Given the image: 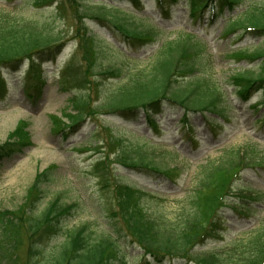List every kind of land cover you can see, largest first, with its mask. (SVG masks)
<instances>
[{
    "label": "rangeland",
    "instance_id": "rangeland-1",
    "mask_svg": "<svg viewBox=\"0 0 264 264\" xmlns=\"http://www.w3.org/2000/svg\"><path fill=\"white\" fill-rule=\"evenodd\" d=\"M62 2L64 9L60 14L56 12L58 0L42 7L34 6L32 0H0V7L19 15L55 19L54 25L57 31L63 32L66 41L62 53L53 62L43 66L47 80L40 96L32 97L29 90L24 89L26 78L23 71L20 74H6L7 94L6 97L0 96V144L9 139L19 122L25 121V131L32 138V146L26 148L23 154L15 155L0 165V219L5 210L14 212L26 205L29 189L37 173L51 166H55L54 181L47 187L44 186L45 197L33 214L41 215L46 206L56 199L63 205L75 204L71 214L62 221V229L58 234L51 233L37 238L40 254L33 263L28 252L30 235L27 231V215L15 213L20 218L15 226L5 225L0 220V264H49L64 248L72 230L86 225L88 231H92L96 237L114 222L118 223L117 238L128 257V263L142 264L138 258L142 249L138 243L133 242L121 220L118 203L120 187L115 186L113 177L118 183L133 184L150 193L143 200L147 208L166 209L172 216L178 212L179 207L189 203L187 199H191L193 190L206 173L203 165L208 164L209 169L210 162H224L226 168L228 163L237 159V150L240 148L256 157L259 161L257 163L264 164V129L257 122L264 108L260 111L253 110L254 103L263 98V90L253 89L252 98L247 101L239 94L240 86L237 84L240 81L233 79L236 73L246 70L257 74L261 59L251 61L245 55L231 56L234 50L253 53L264 49V36L240 37L243 29L228 34L226 32V28L230 26L229 21L243 18L250 5L264 6V0H241L234 11L225 8L214 22H210V14L207 13L203 21L196 23H193L190 16L191 0H182L174 6L172 17L168 20L160 17V9L155 0H142L143 11L135 15L156 24L161 31L157 43L143 47L130 44L118 31L91 16L82 17V10H78L80 2L91 8L105 4L109 10H117L112 9V5L131 15L129 11L135 9L133 4L120 0ZM82 21L97 36L99 60L102 64L115 65L124 72L152 64L158 49L166 41L179 39L186 30L199 32V36L207 41L201 39L204 45L202 72L220 90L221 100L226 108L225 118L206 112H190L196 136L192 143L183 134L181 116L184 110L180 106L172 107L163 116L153 115L158 120L159 132L149 126L144 114L137 119H127L105 112L100 106L105 91L124 83L127 73L120 76L121 79L101 74L91 75L83 86V81L80 80L86 75L87 63L76 44V30ZM25 67L23 64L22 70ZM77 93L89 95L91 105L86 112L89 116L84 125L68 137L69 131L67 134L60 129L69 122L66 113H70L71 98ZM54 114L58 117H53ZM205 118L218 125V134L210 135ZM120 138L132 147L148 145L155 161L164 168L178 169L177 174L172 179H166L162 174L125 167L112 153L121 145ZM100 144L103 146L101 154L104 158L95 148ZM109 152L110 155L107 156L106 153ZM257 166L241 171L234 185L236 188L243 187L260 193L258 199L263 200L257 203L255 209L247 210L239 216L230 210L226 212L227 230L223 240H212L199 245L198 250L218 249L233 238L248 239L258 233L264 224V166Z\"/></svg>",
    "mask_w": 264,
    "mask_h": 264
},
{
    "label": "trees",
    "instance_id": "trees-1",
    "mask_svg": "<svg viewBox=\"0 0 264 264\" xmlns=\"http://www.w3.org/2000/svg\"><path fill=\"white\" fill-rule=\"evenodd\" d=\"M55 1L32 0L36 7ZM62 1L58 0L56 7V12L60 14L64 9ZM137 1L132 0V2ZM158 1L163 2V9H166L164 15H167L166 4L176 3L178 0ZM225 1L233 5L239 0ZM201 3L202 0H192L193 12L201 8L199 7ZM205 3H202L203 6ZM78 10L80 12L82 10V17L91 16L103 25L118 31L129 40L130 44L144 45L155 41L159 35L155 26L135 15H127L118 8L109 10L105 4L91 8L80 2ZM193 15L195 16V13ZM54 22L55 19L32 18L0 7V91L7 86L3 77L4 71L11 72L27 62L26 89H30L28 91L30 94L41 92L46 80L42 69L43 63L55 59L66 44L63 32L57 31ZM237 29H243V34L264 36V6L250 8L243 19L230 24L227 32ZM76 31L77 47L87 63L86 75L80 80L83 81V86L88 82L87 77L91 75L101 74L121 79L120 76L127 73L124 83L105 91V96L100 102L105 112L127 119H137L144 114L149 124L156 127L158 123L153 115L180 106L184 109L182 120L184 134L187 137L194 136L188 111H209L225 118L226 108L223 106L220 90L202 72L204 45L194 35L183 33L179 39L166 41L152 64L137 68L135 71L124 72L115 65L102 64L99 60L97 36L87 23L82 21ZM241 55L247 56L251 61L261 59L260 65L257 66V74L246 70L233 76L236 82L240 81L237 84L240 86L239 94L246 98L253 89L264 88V49L253 53H248L247 50L235 52V56ZM76 73L79 74V71L76 70ZM71 104L70 113H66L69 122L60 129L63 133L69 131L68 135L77 132L87 121L89 114L86 112L91 105L90 97L86 93L74 94ZM217 126L216 123H210L213 134H216ZM26 127L27 122H19L9 135V139L0 144V165L15 155L23 154L26 148L32 146V138L25 131ZM120 139L121 145L112 153L125 167L140 172L160 173L166 178L176 173L177 170L164 168L158 164L148 145L132 147L122 138ZM106 155L109 156L110 152ZM236 157L237 159L228 163L226 168L224 162H219L220 165L211 162V166L199 180L196 192L191 195L192 197L190 196L191 199H187L189 203L179 207L178 212L172 216L165 211L166 209L147 208L143 200L148 194L142 189L129 183H117V187H120L118 203L121 220L133 242L138 243L142 249V253L138 255L142 264L154 262L165 264L167 261L174 264L191 262L193 264H264V225L255 236L236 239L224 251L197 249V246L203 245L207 240L220 237L225 228L226 220L223 214L226 209L235 212L247 210L252 206L251 201L257 200L231 199V194L242 192H236L234 188V182L240 172L247 167L263 164L257 163L258 159L248 152L246 158H239V153ZM54 168L55 166L47 167L37 173L24 207L14 212L5 210L1 214L0 220L5 225L12 226H15L16 221L20 219L15 213L21 212L27 215L29 224L27 231L30 235L28 252L32 263L40 254L37 238L49 236L51 233L58 234L62 229V221L71 214L75 206V204H60L56 199L46 206L41 215L33 214L45 197L44 186L47 187L54 181ZM233 170L234 172L231 173ZM117 230L118 223L115 222L96 237L93 236L92 231H88L86 225L72 230L64 248L49 264H129L124 248L117 238Z\"/></svg>",
    "mask_w": 264,
    "mask_h": 264
}]
</instances>
